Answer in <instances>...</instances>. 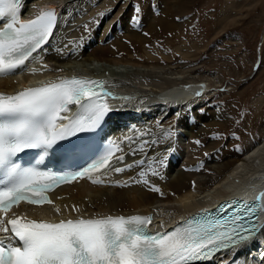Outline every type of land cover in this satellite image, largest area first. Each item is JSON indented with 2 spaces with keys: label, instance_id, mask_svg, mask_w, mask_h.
Returning <instances> with one entry per match:
<instances>
[{
  "label": "snow or ice",
  "instance_id": "obj_1",
  "mask_svg": "<svg viewBox=\"0 0 264 264\" xmlns=\"http://www.w3.org/2000/svg\"><path fill=\"white\" fill-rule=\"evenodd\" d=\"M21 5L22 0H0V77L14 74L34 58L57 24L55 10L22 20ZM110 97L117 98L103 81L77 77L58 78L15 94L0 93V234L6 238L0 239V264H195L255 236L259 231L256 218L264 211V192L251 203L241 202L230 215L189 218L171 231H150L151 216L81 215L54 222L13 212L22 202L53 204L47 193L62 183L92 179L103 170L120 173L134 166L111 168L113 159L123 161V156H116L120 151L116 145L82 170L63 175L22 167L14 160L25 150L46 152L78 133L96 130L111 111ZM70 106L76 111L66 115ZM146 144L140 145L141 151ZM152 174L159 173L153 168ZM140 175L141 180L133 182L147 184L145 174ZM151 190L160 192L155 186ZM73 210L79 212L75 206ZM55 211L61 210L56 207Z\"/></svg>",
  "mask_w": 264,
  "mask_h": 264
},
{
  "label": "rangeland",
  "instance_id": "obj_2",
  "mask_svg": "<svg viewBox=\"0 0 264 264\" xmlns=\"http://www.w3.org/2000/svg\"><path fill=\"white\" fill-rule=\"evenodd\" d=\"M180 1L70 0L69 7H71V11L64 16V22L58 31L55 42L56 46L58 44L57 47H59L62 37L69 36L72 31L82 27L86 21L90 24L89 29H91V32L88 34H93L92 30L99 27L102 21L106 19L105 13L113 8H122L125 13L127 7L130 5V8H132L129 12L132 15L131 23H135L136 19V26L140 24L137 27L138 29L144 26L139 19L148 14L147 18L154 25L151 32L147 31L145 33L148 38L143 44V48L135 52L139 56V59L142 62L148 63L149 58L147 56L152 57L155 59L153 60V63L156 64L155 69L159 71L165 67L169 69L173 68L176 72L183 71L186 75L191 76L193 74L194 78L198 79V82L206 89L198 97L188 94L184 95L187 98L185 99L182 96L185 99H183L184 103L180 105L181 108H177L179 99H171L177 101L173 107L169 105V97L161 100L162 92H165L167 89L163 88L162 90L161 88L155 91L154 88L152 90L155 83L162 85L164 79H162V76L164 75L161 73L158 74L159 77L157 76L156 79L153 78L149 81L148 79L134 82L128 80L122 82V85L119 83V87L115 88L117 91L120 88L125 93H130L129 96L116 98L121 100L119 104H122L125 108L123 117H127L126 121L122 120L121 131H126L128 129L127 126L131 124L135 125L142 115L145 116L144 119L142 118L144 122L146 117L149 116L154 120L155 114L159 115L160 112L175 111L165 121H157V116L156 121H154L159 123L160 126L151 128L149 130L151 133H148L149 137L147 136L145 139L143 138L144 140H139L131 148H126L124 156L131 151L129 155H132V160L135 163L138 155H143L144 152L148 157L154 155L160 159H163L167 153L170 156L171 153L175 154V144H182L187 140V136L180 133L184 127L177 124V121L187 113L188 115L184 117V121L186 124H189L191 122L189 120L192 117L188 111L190 110V106L194 105L196 112L202 113L208 111L207 114H210V122L212 121L215 125L210 128V133L197 138L196 141H199V144L196 141L194 142L197 147L196 152L198 153H194L193 156L195 158L192 160V163L196 166H199L198 163H201L206 167H210V170L205 172L202 178L211 179L212 183L209 187L213 188V185L227 172L224 164L226 152L233 151L235 155H240L241 157L249 148L264 139V0H182L190 4L188 6L189 10H185L184 12L178 11ZM73 2H75L74 5ZM123 6L125 7L123 8ZM136 8L140 9L138 13L135 11ZM166 11H175L172 15L176 18L174 26L177 27L173 26L174 29L171 27L172 30H169L168 33L158 25L155 19V16L159 17ZM85 37L88 38V35L80 38L81 40L79 41L87 40ZM76 44L77 42L75 45L72 43L69 47L70 49L65 51L66 53L63 51V54H66L68 59L71 60L66 64V67L69 71H86L85 67H83L84 63H82L83 65H77L76 61H80L81 59L75 58V54L80 55L79 49H75L78 46ZM130 47H132V44ZM42 61L49 71L52 66L51 62L46 59ZM157 64L162 65L161 68L159 67L158 69ZM94 65L102 66V63H94ZM119 65L113 64L111 67L107 66L106 68H110L111 70L116 68L123 71H128L131 68ZM39 67L42 68V66ZM103 68L105 69V67ZM35 70L38 73L44 71L39 68ZM146 81L148 84H146ZM171 88L174 89L175 86ZM169 94H174V97L175 95L178 97L182 95L180 92H169ZM151 113L154 114L151 115ZM178 113H180V117L177 119ZM220 116L225 119L223 120ZM219 118H221L220 123H218ZM200 126L201 128L204 127ZM160 127L161 129L163 128L162 132H160ZM169 132L172 133L170 137L167 135ZM163 133H166L165 136L169 138L165 145L160 148L157 147V143ZM209 139L210 141H215L217 144L207 151L205 147ZM144 142H147V144L141 151L140 145ZM227 143H230V146ZM133 151H135V154H133ZM142 157L144 158V156ZM168 157L167 155L166 161L169 160L167 159ZM181 158L185 157L182 156ZM169 166L171 167L172 163ZM177 166L178 164L175 167ZM218 167L219 169H217ZM124 172L117 173L114 176L125 177L126 172ZM136 180L138 178H135ZM162 180H166V175L163 176ZM162 192L164 193L163 199H166L165 196H174L173 191L168 190L166 187L163 188ZM204 195L207 196V192L194 197V199H205ZM161 199L157 198L153 204V207L157 210L161 207L165 209L159 212L161 213V216L158 215L160 216L159 220L165 218L166 215L170 214L169 211H172L174 206L176 207V202H165ZM88 206L92 208L96 207L92 203H89ZM164 206L172 209L167 210L168 208Z\"/></svg>",
  "mask_w": 264,
  "mask_h": 264
},
{
  "label": "bare ground",
  "instance_id": "obj_3",
  "mask_svg": "<svg viewBox=\"0 0 264 264\" xmlns=\"http://www.w3.org/2000/svg\"><path fill=\"white\" fill-rule=\"evenodd\" d=\"M29 1L31 2H28V5L31 6L27 7L26 12H29L31 15L49 6H56L58 8L61 6L65 8L63 11L65 14H63L64 16H66V14L71 11V7H69L70 0ZM74 3L75 2H73V5ZM188 6H190V4H187L181 0L178 6V11L184 12L185 10H189ZM124 7L125 6H123V8ZM131 9L132 8H130L129 5L125 13L123 12L122 8H113L112 10L108 11L105 13L106 19L102 21L101 25L92 30L94 32L93 34H88L91 32V29H89L90 24L87 23V21L84 22L82 27L74 30L75 32L72 31L69 36L62 37L60 42L59 39V47H57L58 44L56 46V42H54L50 48L51 50L49 49L50 52L47 53L42 50L34 56V60L32 59V66L34 65L35 68L43 69V75L36 74L38 73L37 71L33 72L31 68H29L31 66L30 62L28 68H25L23 71H21L19 75L15 74L12 76L0 77V91L12 93L18 92L21 88L26 87L27 84L29 85L30 83H36L38 81L43 82L45 79H49V76L54 77L69 72L71 73L72 71H69L66 67V64L71 60L68 59L66 54H63V51L65 52L69 50L71 44L73 43L75 45L77 42L78 46L75 49H79L80 55L75 54V58L81 59L80 61H76L77 65H83L82 63H84L83 67H85V70L88 72L98 74L104 73L108 76H112L108 80H112L116 83L115 88L119 87V83L122 85V82H126L128 80H132V82H134L137 80L141 81L148 79L149 81L153 78L156 79L157 76L159 77L158 74L161 73L164 75L162 76V79L164 78L162 85L155 83V85H153L154 87H152V90L154 88L155 91L156 89L161 88L163 90L164 88L169 90V92L182 93L180 97L177 95L174 97V94H169L167 90L162 92V97H160L161 100H165V98L169 97V105H171L170 107H173L177 102L171 99H179L178 102H183L185 99H187L184 95L192 94L197 97L202 95L206 88H204L203 85L198 82V79L194 78L193 74L190 76L184 74L185 72L183 71L176 72L173 68L169 69L165 67L159 71L155 69L156 64L153 63V60L155 59L152 57L147 56V58H149L148 63L142 62L139 59V56L135 52L143 48V44L148 38L145 33H147V31L151 32L153 30L154 24L150 23V20L147 18L148 14H145L139 19L144 26H141V28L138 29L137 27H139L140 24L138 23L139 26H136V19L135 23H131L132 15L129 13ZM172 13H175V11H166L159 17L155 16L158 25L164 28L167 33L169 30H172L171 27L176 24V18L172 15ZM63 15H61V17ZM85 35H88V38L85 37L87 40L82 42L79 41L81 40L80 38H83ZM131 44L132 47H130ZM42 56H45V59L51 62L50 64L52 66L49 71H47V66L41 60ZM94 63H102V66H95ZM113 64H120L119 66L122 65L131 68H129V72L127 70H117L116 68L112 70L110 68H106L107 66L111 67ZM39 66H42V68ZM157 66L159 69V67L161 68L162 65L157 64ZM103 67H105V69ZM28 80L29 82L26 83ZM146 84H148V82ZM173 86H175L174 89L171 88ZM198 93L201 94L198 95ZM182 96H184L185 99ZM120 101V99H111V103L114 106L119 105ZM188 113H190L192 117V119L189 120V122L191 121L190 123L186 121L189 124H186L184 121V117L188 115L187 113L181 116L177 121V124H180L184 127L180 133L182 135L185 134L187 136V140L185 143L175 144L176 153L172 154L170 152L172 158H169L168 161H166L165 157L163 159H160L154 155L148 157L144 152L143 155H138V158L144 156V158L142 157L144 159V163L139 164L138 162L141 161V159H139L136 163H134L132 168H129L130 171H125L126 173L124 172V178H121V176H114L115 172H112V170L109 169L103 175V182L101 183L94 184L90 181L82 179L58 190L55 194L56 204L54 206L35 207L22 205L20 208H18L17 212L26 214L30 218H49L52 220L72 218L81 215L130 216L133 213L153 212V214L156 215V218L154 217L156 225L168 226L175 223V221H179L181 218H185L192 211L215 205L219 200L224 199L229 195L237 194L244 197H258L262 192H264V139L249 148L241 157L240 155H235L233 151L226 152L224 164L227 168V172L213 185V188H210L209 185L212 183V180L202 178V176L205 175V172L210 170V167H206L201 163H198L199 166H196L192 163V160L195 158L193 156L194 153H198L196 152L197 147L194 142L198 137H201L206 133H210V128L215 125L212 121L210 122V114H207L208 111L202 113L196 112L194 105H191ZM153 114L151 113V115ZM157 116L158 115L155 114V121ZM142 118L144 119L145 116H141L140 120L135 123V128L132 131H128L120 136L122 142L114 138L113 140L121 143L122 147L123 144H125V146L127 145L128 147H131L139 140H142L140 137L144 136L145 133H151L149 132L151 128L160 126L159 123L155 122L151 116L146 117L145 122L142 121ZM220 119L221 118H219L218 123H220ZM158 120H160V118H158L157 121ZM199 124L204 127L201 128ZM218 125L220 126V124ZM162 129L160 132H162ZM165 135L166 133H163L162 137H160L161 139L159 138L157 147L162 148L165 145L167 139L169 138ZM216 144L217 143H215V141H210L209 139L205 149L208 151L210 148L215 147ZM227 145L230 146V143H227ZM182 156L185 158H181ZM159 161H162L163 163H155ZM171 163L172 166L170 167L169 165H171ZM166 164L168 165L166 166ZM177 164L178 166L175 167ZM153 168L158 171V175L152 174ZM217 169H219V167ZM142 172L145 174L144 179H146L148 183L145 184L143 182H133L135 181V178H138L136 181L141 180L140 174ZM148 173L149 175H147ZM165 175L166 180H162L163 176ZM125 184L127 186H121ZM153 186L158 187L160 192L152 191L151 189ZM164 187L173 191L174 196H165L166 199H163L162 197L164 196V193L162 190ZM206 192L207 196L204 195L205 199H194V197ZM157 198H162L161 200H164L165 202H176V207L174 206L173 209L170 207L169 209L167 206H164L165 208H168L167 210L172 209V211H169L170 214L166 215V217L162 218L161 220H159L161 216V213L159 212L165 209H162L163 207H158L160 209L157 210L153 207V204ZM89 203L94 204L96 207H89ZM73 206L78 208L79 212L74 211ZM56 207L60 208V213L55 211ZM262 212L261 220H264V211ZM255 242L256 236L239 247L215 254L209 262L210 264H219L221 261L223 262L220 264H233V262H235V264H239L240 262L241 264H255V261H257L256 249H253L250 246L252 243L255 245ZM227 255L231 258H228Z\"/></svg>",
  "mask_w": 264,
  "mask_h": 264
}]
</instances>
